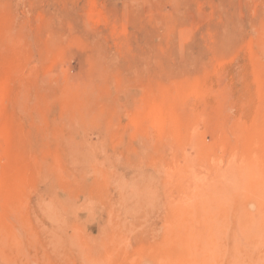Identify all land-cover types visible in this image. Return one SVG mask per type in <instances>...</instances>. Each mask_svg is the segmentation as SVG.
Returning <instances> with one entry per match:
<instances>
[{"label":"rangeland","instance_id":"1","mask_svg":"<svg viewBox=\"0 0 264 264\" xmlns=\"http://www.w3.org/2000/svg\"><path fill=\"white\" fill-rule=\"evenodd\" d=\"M0 264H264V0H0Z\"/></svg>","mask_w":264,"mask_h":264}]
</instances>
